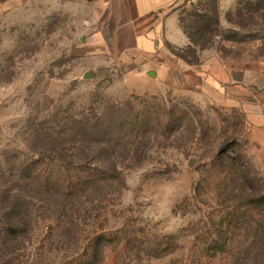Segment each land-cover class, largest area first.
Returning <instances> with one entry per match:
<instances>
[{
    "label": "rangeland",
    "instance_id": "rangeland-1",
    "mask_svg": "<svg viewBox=\"0 0 264 264\" xmlns=\"http://www.w3.org/2000/svg\"><path fill=\"white\" fill-rule=\"evenodd\" d=\"M178 17L212 34L173 55L206 50L264 87V0H186ZM95 35L65 0L0 9V264H264L261 122ZM88 130L109 134L115 173ZM97 236L112 242L94 257Z\"/></svg>",
    "mask_w": 264,
    "mask_h": 264
},
{
    "label": "crops",
    "instance_id": "crops-1",
    "mask_svg": "<svg viewBox=\"0 0 264 264\" xmlns=\"http://www.w3.org/2000/svg\"><path fill=\"white\" fill-rule=\"evenodd\" d=\"M11 1L0 0V9ZM185 1L65 0L86 15V22L95 30L94 39L102 38L110 47L120 49L121 54L141 66L144 76L167 85L180 79L183 88L204 93L224 107H240L246 117L258 119L261 125L253 126V140L264 151V87L256 86L254 80L249 82L243 72L206 56V50L200 52L195 65L171 53L172 49L189 45L178 17Z\"/></svg>",
    "mask_w": 264,
    "mask_h": 264
},
{
    "label": "trees",
    "instance_id": "trees-1",
    "mask_svg": "<svg viewBox=\"0 0 264 264\" xmlns=\"http://www.w3.org/2000/svg\"><path fill=\"white\" fill-rule=\"evenodd\" d=\"M179 23H180V26H181V21L179 20ZM182 32L184 33V35L186 36V38L188 39L189 41V45L187 46V49H192V47H197L198 45L196 44L195 40L194 39V35L195 34H200L202 35L203 33H205V30L209 31L210 34H212V29H210V27H201V28H198L196 31H195V34L194 35H189L187 34L183 28H181ZM203 51V50H202ZM174 56L182 61H184L185 63L189 64V65H195L197 64L198 60L197 58H195L193 61H188L183 55H181L179 52L175 53ZM116 126H119V123L116 125ZM103 133L105 131H102ZM80 133V132H78ZM82 136L84 137L86 135V130L82 132ZM81 134V133H80ZM87 135L89 137H92V138H89L90 139V146L87 147V149L92 152L93 150H97L98 148H101L103 153H99V155L93 157L91 156V161H97L98 163H102V164H105L107 167L111 168L112 169V172L115 173V168H114V165L113 163H111L110 161V156L107 155V153H109V151L113 152L114 151V146L113 145H110V143L107 145L106 143H104V141L102 140H99L105 136H109L108 133H105L103 134V136H100V134H98L97 132L95 131H92V130H88L87 132ZM87 136V137H88ZM101 137V138H99ZM92 143H94V148H93V145ZM95 153V152H94ZM104 170V169H103ZM108 174H111L113 175L112 173H108ZM99 178H97V180H101V179H106L107 178V173L106 172H99L98 174ZM106 177V178H105ZM95 180V181H97ZM68 190V187L66 186L62 191H63V195H67L65 193V191L67 192ZM62 194V193H61ZM264 200V199H262ZM14 231L17 232L18 231V228L15 226L14 228ZM110 242H112V240L110 238H107L105 236H97L95 237L91 244H90V247H89V250H92V256L94 257H98L99 255V250L100 248L103 246V245H107L109 244Z\"/></svg>",
    "mask_w": 264,
    "mask_h": 264
},
{
    "label": "water",
    "instance_id": "water-1",
    "mask_svg": "<svg viewBox=\"0 0 264 264\" xmlns=\"http://www.w3.org/2000/svg\"><path fill=\"white\" fill-rule=\"evenodd\" d=\"M84 79L90 80L92 78L91 72H86L83 76Z\"/></svg>",
    "mask_w": 264,
    "mask_h": 264
}]
</instances>
